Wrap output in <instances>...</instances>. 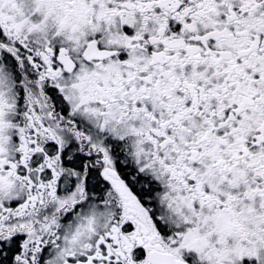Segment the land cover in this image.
<instances>
[{
  "label": "snow or ice",
  "instance_id": "1",
  "mask_svg": "<svg viewBox=\"0 0 264 264\" xmlns=\"http://www.w3.org/2000/svg\"><path fill=\"white\" fill-rule=\"evenodd\" d=\"M0 264H264V0H0Z\"/></svg>",
  "mask_w": 264,
  "mask_h": 264
}]
</instances>
